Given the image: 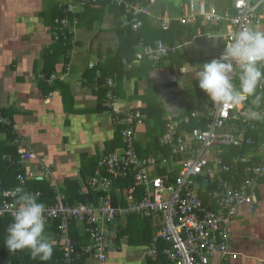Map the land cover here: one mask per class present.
<instances>
[{"label":"crops","instance_id":"crops-1","mask_svg":"<svg viewBox=\"0 0 264 264\" xmlns=\"http://www.w3.org/2000/svg\"><path fill=\"white\" fill-rule=\"evenodd\" d=\"M63 2L67 0H0V109L13 110L11 121H5L11 122L14 138L9 144L18 148L19 162L21 153L27 151L35 157L28 166L36 171L43 167L50 172L48 176L28 181L45 179L49 185L56 183L59 188L66 180L76 181L83 188L92 177L98 159L123 146L112 113L99 106L104 100L91 87L95 76L118 69L119 75L114 74L113 82L118 104L138 110L144 116L142 124L135 129L136 151L153 155L156 146L160 145L159 137L157 145L152 144V136L162 133L166 118L189 114L198 103L197 82L193 74L183 73L181 68L185 64L208 62L221 51L222 42L218 41V48L214 44H205L213 40L197 37L199 28L192 37L183 35L179 25L174 26L179 29L177 31L169 30L171 27L168 31L161 30L156 22L159 16L172 18L171 23L192 26L178 21L187 11L188 0H157L150 15H142L139 20L140 30L143 29L146 43L164 39L170 46L171 56L156 69L149 64L136 65L131 71L126 67L119 69L112 60L119 47L116 29L123 17L108 0L103 6H90L76 12L80 22L77 38L76 42L72 39L75 46L66 58L64 53H51L59 39L53 35L48 22ZM204 2L207 9L216 14L231 9V0ZM44 13L47 19L43 18ZM121 23L124 25L123 20ZM136 49L134 46V52ZM51 54L56 56L51 57ZM89 65L93 67L90 69ZM54 66L55 77L51 79L55 78L56 84L50 89L54 83L40 81V75L44 70H53ZM260 137L264 138V132ZM240 153L237 149L226 148L224 160L229 162L234 156L242 155L254 163L264 162L258 153L248 149L244 153L242 149ZM234 173L242 175V167L232 170L228 177ZM257 183L253 210L241 207L230 225V249L238 253V258L225 262L217 258L209 264H264V175ZM120 223L125 224L126 219ZM156 223L155 231L147 229L151 237L157 232V220ZM122 247L134 250V253L126 250L127 256L137 255V248L129 246L126 238L119 242L118 250ZM137 256L138 264H141L144 254ZM106 261L105 264H112L114 259ZM131 262L132 258L129 264Z\"/></svg>","mask_w":264,"mask_h":264},{"label":"built area","instance_id":"built-area-1","mask_svg":"<svg viewBox=\"0 0 264 264\" xmlns=\"http://www.w3.org/2000/svg\"><path fill=\"white\" fill-rule=\"evenodd\" d=\"M98 1L108 0H68L67 11L75 14L84 4ZM110 1L122 9L123 24L130 25L134 31L141 25L140 17L150 15L151 7L157 2ZM230 8L216 14L207 9L204 0H188L187 11L178 20L183 24H196L199 20L200 28H216L202 34L207 39L222 42L221 51L211 59L220 57L233 34L240 29L252 27L264 31V0H231ZM156 20L163 30H167L170 22L174 21L166 16ZM62 23L66 25L68 20ZM136 48L140 49L135 54L136 60L132 63L123 60L127 69L144 59L156 63L171 51L161 41L153 45L139 42ZM92 67L89 65L90 69ZM111 82L112 79H108L107 85H112ZM258 92L264 93V87ZM263 97L258 109L261 112H264ZM105 100L113 114L114 125L121 128L123 141L121 149L104 154L98 160L88 183L93 191L105 195L96 204L71 205L54 183L55 203L45 206L46 220L60 222V238L66 242L63 248H59L64 262L70 264L73 260L85 259V264H105L108 254L116 246L118 225L132 215L159 223L151 244L146 247L143 262L146 259L156 260L159 256L165 257L166 264H209L217 258L220 262L236 260L238 253L230 249V225L241 207L253 210L257 180L264 175V162L254 163L251 158L242 155L234 156L227 162L224 154L226 148L241 150L245 145L252 144L246 134L255 129L256 122L263 120L249 119L244 115L252 106V98L245 101L243 107L236 108L215 105L209 100L205 110H196L181 117L183 125L195 124L191 129L180 130L178 123L171 117L166 118V132L159 138V145L170 151L168 157L159 153L139 156L135 147V129L142 124L144 116L138 110L119 105L111 91L106 93ZM0 120L8 124L1 117ZM259 141L253 149L264 154V140ZM20 157L24 173L17 176L19 185L15 189L2 191L0 219L11 218L14 204L6 200L14 199L20 193L18 189L25 190L26 181L50 175L48 169L41 167L36 171L27 165V161L35 159L29 152L23 151ZM238 167H242L243 174L234 173L228 177ZM101 168H105V173ZM129 178L133 186L114 188L115 181ZM113 192L119 198L118 203L123 202L114 207L111 205ZM78 194L86 195L89 191L83 187ZM35 196L40 197V193ZM71 222H75L80 231L88 236L87 244L77 246L76 240L68 236ZM159 244H163L161 249H158Z\"/></svg>","mask_w":264,"mask_h":264},{"label":"trees","instance_id":"trees-1","mask_svg":"<svg viewBox=\"0 0 264 264\" xmlns=\"http://www.w3.org/2000/svg\"><path fill=\"white\" fill-rule=\"evenodd\" d=\"M104 2L98 1L97 3L84 4V6L82 8H86V7L88 8L90 6L94 7L97 5L103 6ZM68 7H69L68 0L65 3L64 2L60 3L56 13L52 12L55 15L50 16V19L48 20L50 28L52 29L53 35L56 34L58 36V39H59V41L53 46L51 53L56 54V55H57V53L59 55L64 53L65 57L68 54L69 50H71L73 48V46H75V44H72L71 41H72V39H75L74 42H76V38H77L76 36L78 33V26L80 23L78 14L76 12H75V14L68 12L67 11ZM115 9L117 12H119L120 17L121 16L123 17L122 9H120L118 7H115ZM49 14H47V15H49ZM42 16H43V18L47 19L46 14L42 15ZM146 16H149V15H146ZM141 17H140V20H141ZM159 17H163V16H159ZM64 20H68V23L66 25L62 23ZM121 22H122V20L120 22H118V28L116 29V33H117V36L119 39V47H118V50L116 51V54L112 60L113 62L115 61L118 64L119 69L125 67L123 60H125L128 63H132L134 61V59L136 60L135 54L138 53L140 51V49H136V51L134 52L133 47L134 46L136 47L139 42H142L144 45H153L156 43V42L153 44L152 43L151 44L146 43V41L144 39L145 35L143 34V29L140 30L142 25L137 30L134 31L130 25H122ZM156 22L159 23L158 21H156ZM176 25H179L180 29L182 28V33H184L183 35H186L188 37H192V36L197 35V37H203L205 39H207V38L202 36V34H207V33L212 32L213 30L216 29L213 26H211V27L207 26L205 28H200L199 20L196 22V24H190V26H192L193 29L191 27H186V25H180V24H175V23H171V22H170V26H169V28L170 27L171 28L170 29L168 28V29L172 30V31L179 30V29L174 28V26H176ZM159 28H161L160 23H159ZM198 28H200L199 29L200 31H198V33L196 34L195 30L197 32ZM168 29L163 30L161 28V30H163V31H168ZM166 36L168 37V35H166ZM160 41L163 44H165L166 46H168L164 39L160 40ZM213 41H216V40H213ZM168 47L170 48V46H168ZM174 48H176V47H174ZM45 53H47V52H45ZM171 54L172 53L169 52L166 57H163L162 59H160L156 63H153L152 61L144 59L137 64H133V66L128 70L131 71L134 68V66H136V65L141 66L143 64H149V67H151L153 69L159 68V67H161V64L168 57L171 56ZM56 55H52L51 57H54ZM64 64H65V62H64ZM62 66L64 69L63 64H62ZM54 71H55V66H54V69L51 71L44 70L42 72V74L40 75V78H41L40 81L45 82V83H47V81L48 82L50 81L49 82L50 84L54 83L55 78H53V80H50L52 77H55L54 74L52 73ZM117 71H118V69H115L111 73H106V74H103L102 76H99V77L95 76L96 79H95V81H93L94 83L91 84L92 89H95L94 91L96 92L98 97L102 101L103 100L105 101V102L103 101V105H102V103L99 104V106L103 107V109L108 108V103L105 100L106 93L111 91L112 94L115 96L114 90H113V87H114L113 82L115 81V77H116V75H114V74H117L118 73ZM118 75L119 74H117V76ZM108 79H112V82H111L112 85H107ZM55 84L56 83H54L50 89H52ZM196 88H197L196 89V95L198 98V103L195 107L191 108V110H192L191 112L196 111V110L203 111L209 105V99H208L207 95L202 90H200L198 88V86ZM51 91L52 90H49L48 92H51ZM193 109H196V110H193ZM108 111L111 112V110H108ZM12 112H13V110L11 108H9V109L1 108L0 109L1 119L11 121ZM182 116L183 115H177V116L173 115V116H169V117H171L174 120V122L178 123V127L180 130L191 129L190 127H195L194 123H191L190 125H183V123H180V119ZM163 123H164V127H163L162 133L158 132L152 136V141H153L152 144H154V145H157L158 137L160 138L166 132V129H165L166 120ZM263 127H264V119L262 121L256 122L254 130L247 132L246 138L250 139L252 144L251 145H245V147L243 148V153H244L245 149H248L249 151L257 154V152L253 148L256 147V145L260 142L259 140H262V141L264 140V138L261 139V137H260V135L263 134V132H264V131H262ZM156 130L157 129H155V131ZM120 131H121V128L120 129L118 128L117 134H118L119 140L121 138ZM12 132L13 131H12V127H11V122H9L8 125L3 124V122H0V136H3L0 139V202L3 201L2 197H1L2 191L15 189L19 185V183L16 179L17 176L23 175V173H24V167L22 166V164L19 163V158L17 155L18 148L13 144L12 145L9 144V142L12 141L14 138ZM239 151L242 153V149L241 150L239 149ZM152 153H154L153 155L159 153L165 157H168L170 154V151H168L167 148H162L160 146H158V147L156 146L155 151ZM106 154H108V153H106ZM138 155L139 156H145V155H142L139 153H138ZM258 155L264 161V154H262L261 152H258ZM10 159H12L13 162H11ZM17 162H18V164H17ZM29 163H32V160L27 161V165H29ZM24 165H26V164H24ZM96 167H95V169H96ZM101 170L103 171V170H105V168H101ZM92 177H93V175H92ZM91 178L89 179L88 182H86L84 184V186L87 187L89 194L91 196L90 202H88V200L85 198L84 194H82V195L78 194L81 191L82 186L78 185L76 183V181L66 180L64 185L60 186V191L65 195L66 201L69 204H71V205H74L77 203L96 204L98 199L105 195V193H103V192L93 191V189L88 186V183L90 182ZM133 185L134 184H133V181L131 180V178H129V179H118L117 181L114 182V188H119V189H125V188H128V187L133 186ZM257 185H258V183H257ZM23 192H28V193H31L33 195H35L37 192H39L40 197H38L37 199L40 202L44 203L45 206L46 205H53L55 203V199H54L55 194H54L53 188L51 185H49L45 181V179L42 181H36V180L26 181L25 190H23ZM200 193H202V192H199V194ZM20 194L21 193H18L14 199H7L6 201H8V202L11 201L13 204H15V202L17 201L18 196ZM111 196H112L111 205L113 207L117 206L118 204L123 203V202L118 203L119 198L117 197V194L115 192H113L111 194ZM5 219H6L5 222H3L2 219H0V248L2 249V252L0 251V259L4 260V264H67L64 262L63 252L59 250V248H63L65 246L66 242L62 241V239L60 238V234H59L60 231L58 229L60 222L58 220H56V219L46 220L45 233L51 234L50 242L53 244L54 250H53V254L49 260L40 261L39 259L34 260L27 250L13 252V251H9L4 246L3 238L5 235V230L11 221V218L5 217ZM133 220H135L138 223H134ZM148 220H149L148 218H140V217L138 218V217L132 215V216H129L128 218H126L125 224H123V225L119 224L118 225L119 234H118V238L116 239V246L113 248V251L118 250V244L121 240H123V238L127 239V243L131 247L132 246H142L145 244L147 246L150 245L153 237H151V235L149 234V231L146 228ZM111 224H113V223H111ZM142 225L144 227H141ZM136 233L138 234V236H135ZM68 236L71 239L76 240V242L78 244L77 246L85 245L88 243V240H89L88 236L86 234H83L80 231L79 226H77L75 222H71V224L68 228ZM162 247H163V244L158 245V249H161ZM70 264H85V259H81V260H78L76 262H75V260H73L72 262H70ZM141 264H166V261H165L164 256H159V257H157L156 260L146 259V262H142Z\"/></svg>","mask_w":264,"mask_h":264},{"label":"clouds","instance_id":"clouds-1","mask_svg":"<svg viewBox=\"0 0 264 264\" xmlns=\"http://www.w3.org/2000/svg\"><path fill=\"white\" fill-rule=\"evenodd\" d=\"M181 72L193 74L198 88L215 105L243 107L251 97L252 106L244 115L264 119V112L258 110L264 95L258 92L264 87V31L244 27L233 34L219 58L185 64ZM17 191L21 194L13 205L3 244L9 251L27 250L34 260L47 261L54 246L45 235V204L31 193Z\"/></svg>","mask_w":264,"mask_h":264},{"label":"rangeland","instance_id":"rangeland-1","mask_svg":"<svg viewBox=\"0 0 264 264\" xmlns=\"http://www.w3.org/2000/svg\"><path fill=\"white\" fill-rule=\"evenodd\" d=\"M229 4V3H228ZM227 4V5H228ZM213 11H215V9H214V7H213ZM205 44H207V45H212V44H214L215 45V47H217L218 48V46H219V43H218V41H206L205 42ZM180 52H181V50H180ZM186 60V58L184 59V61ZM2 221L3 222H5L6 221V219L5 218H2ZM134 221V223H138V222H136L135 220H133ZM157 223H156V220H151V219H149L148 220V222H147V229L149 230V229H152V230H156L155 228H156V225ZM77 225V224H76ZM141 227H144L143 225L141 226ZM157 229H158V227H157ZM45 235H46V237L49 239V240H51V234H47V233H45ZM135 236H138V234L136 233L135 234ZM137 249H136V254L137 255H143L144 253H145V251H146V247H140V246H135ZM122 250V251H121ZM126 250H129V251H132L133 253H134V250H130V248H126V247H122L120 250H114V251H112V252H110L109 254H108V257H107V259H109V260H112V259H114V261L112 262V264H129V261L131 260V258H132V262H133V264H138V261H137V259L136 258H138V260H139V257L137 256V255H133V254H130V255H126ZM0 251L2 252V249L0 248ZM110 256L111 257H114V258H110ZM133 256V257H132ZM134 256H135V260L133 261V259H134ZM128 257H131L130 258V260L129 261H124V259H126V258H128ZM116 260V261H115ZM140 261V260H139ZM106 262H108V261H106ZM132 262H131V264H132Z\"/></svg>","mask_w":264,"mask_h":264},{"label":"water","instance_id":"water-1","mask_svg":"<svg viewBox=\"0 0 264 264\" xmlns=\"http://www.w3.org/2000/svg\"><path fill=\"white\" fill-rule=\"evenodd\" d=\"M85 198L88 200V202H90V200H91V196H90L89 194H86V195H85ZM0 264H4V260H1V259H0Z\"/></svg>","mask_w":264,"mask_h":264}]
</instances>
